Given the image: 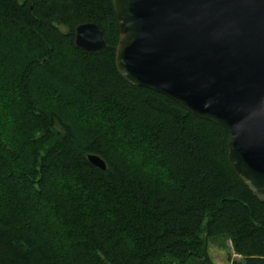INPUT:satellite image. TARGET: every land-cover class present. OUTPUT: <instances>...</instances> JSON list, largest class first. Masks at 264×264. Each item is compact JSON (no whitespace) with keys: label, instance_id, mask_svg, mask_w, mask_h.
I'll use <instances>...</instances> for the list:
<instances>
[{"label":"trees","instance_id":"trees-1","mask_svg":"<svg viewBox=\"0 0 264 264\" xmlns=\"http://www.w3.org/2000/svg\"><path fill=\"white\" fill-rule=\"evenodd\" d=\"M85 23L102 50L75 47ZM117 39L111 0H0V264H212L216 238L264 264L224 135L127 83Z\"/></svg>","mask_w":264,"mask_h":264},{"label":"water","instance_id":"water-1","mask_svg":"<svg viewBox=\"0 0 264 264\" xmlns=\"http://www.w3.org/2000/svg\"><path fill=\"white\" fill-rule=\"evenodd\" d=\"M111 2L118 74L218 127L231 169L264 205V0ZM74 45L95 52L106 42L85 23ZM87 159L105 170L99 157Z\"/></svg>","mask_w":264,"mask_h":264},{"label":"rangeland","instance_id":"rangeland-1","mask_svg":"<svg viewBox=\"0 0 264 264\" xmlns=\"http://www.w3.org/2000/svg\"><path fill=\"white\" fill-rule=\"evenodd\" d=\"M207 249L212 264H231L237 259L232 253L231 245L226 238H216L207 242Z\"/></svg>","mask_w":264,"mask_h":264}]
</instances>
